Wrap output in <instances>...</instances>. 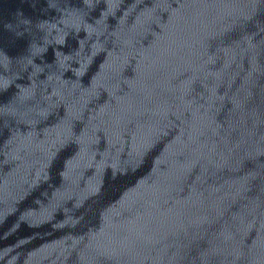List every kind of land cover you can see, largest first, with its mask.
<instances>
[{
	"label": "water",
	"instance_id": "1",
	"mask_svg": "<svg viewBox=\"0 0 264 264\" xmlns=\"http://www.w3.org/2000/svg\"><path fill=\"white\" fill-rule=\"evenodd\" d=\"M80 264H264V204L186 222Z\"/></svg>",
	"mask_w": 264,
	"mask_h": 264
}]
</instances>
